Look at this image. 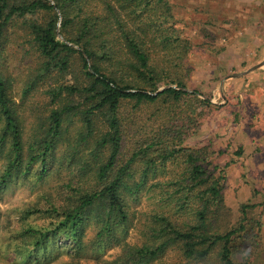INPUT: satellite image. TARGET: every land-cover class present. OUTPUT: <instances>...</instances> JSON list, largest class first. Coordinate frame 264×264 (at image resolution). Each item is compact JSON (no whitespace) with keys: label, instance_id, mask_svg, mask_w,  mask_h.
<instances>
[{"label":"trees","instance_id":"trees-1","mask_svg":"<svg viewBox=\"0 0 264 264\" xmlns=\"http://www.w3.org/2000/svg\"><path fill=\"white\" fill-rule=\"evenodd\" d=\"M173 1L0 0V60L5 33L16 22L22 44L36 55L23 79V99L49 82L27 134L25 104H17L0 71V149L7 148L0 191L20 177L40 183L51 171L73 179L61 187L63 204L45 194L43 202L15 211L19 221L40 214L49 221L30 230L32 247L20 264L56 258L58 238L75 255L91 244L119 243L112 264H169L159 258L171 246L185 264H236L249 230H260L247 206L234 228H215L228 212L223 178L186 145L213 107L186 85L191 45ZM205 34L201 47L213 48ZM169 169L166 179H156ZM142 191L153 206L140 213L144 239L123 243L121 232L132 222L128 198L138 201ZM89 227L94 237L86 239Z\"/></svg>","mask_w":264,"mask_h":264},{"label":"rangeland","instance_id":"rangeland-1","mask_svg":"<svg viewBox=\"0 0 264 264\" xmlns=\"http://www.w3.org/2000/svg\"><path fill=\"white\" fill-rule=\"evenodd\" d=\"M173 2L175 17L182 30V36L190 40L191 45V52L186 60L190 70L186 85L188 88L197 89L202 95L201 98L209 99L213 107L203 114L197 134L189 138L186 145L200 150L211 163L209 169L214 176L223 178L222 195L228 212L215 225V228L220 232L234 228L238 219L242 217L240 211L242 206L250 207L247 209L248 217L252 219V222L258 221L260 224V230L257 228L249 230L251 231L250 240L245 246L240 247L236 264H264V143L260 144L257 139L258 143L253 145L255 141L250 140V137H259L264 132V123L262 125L258 119L254 122L250 120L252 119L251 108L248 104H245L242 112L239 113L243 101L240 99L236 101L237 97L228 95V86L225 87L224 96L219 94L223 88L219 82L226 74L215 72L213 65L220 60L216 56V49L224 48L223 40L212 38L214 44L210 46L213 48H209L208 45L201 47L207 43L204 39L207 35L205 32L209 28L205 27L211 23H202L204 20L199 18H202L207 5L214 6L220 0H175ZM19 26V22L13 23L5 33L0 71L7 79H10L13 97L17 104L21 105L22 102L25 104L21 113L26 133L29 134V129L33 130L37 123L35 114L43 110L42 106L46 102L43 91L49 82H39L35 89L23 99V79L35 67L36 55L22 44V31ZM213 30L215 34H218L215 26ZM182 74L185 75L186 72L183 71ZM164 88L166 87L160 90ZM242 91L243 88L233 93L242 95ZM243 100L247 102V99ZM1 125L2 122H0ZM249 140L252 145L249 144ZM6 153L7 148L0 149V169ZM170 172L171 169L168 175L162 174L156 179H166ZM50 173L52 176L37 184L31 177L17 178L0 191V264H20L23 256H26L32 247L33 239L30 236L32 233L30 230L47 226L49 223L42 214L19 221V216L15 214L16 210L43 202L41 196L45 194H50L57 203H64L65 197L61 196V187L73 179L63 170ZM150 195L142 191L138 201L128 198L132 222L127 224L124 232L120 231L123 243L124 240L133 245L142 243L144 231L140 227V213H147L152 209ZM92 237H94V227L93 229L89 227L85 238ZM55 243L61 248V252L51 261L41 259V264H112L120 254L121 247L119 243L106 241L99 246L91 244L80 254L75 255L68 247V242L58 238ZM159 259L169 264H185L174 246L169 247ZM153 264H158L157 260Z\"/></svg>","mask_w":264,"mask_h":264},{"label":"crops","instance_id":"crops-1","mask_svg":"<svg viewBox=\"0 0 264 264\" xmlns=\"http://www.w3.org/2000/svg\"><path fill=\"white\" fill-rule=\"evenodd\" d=\"M217 3L214 6L207 5L199 19L204 20L202 23H211L208 31L212 38H221L225 44L224 48L216 49V56L220 60L213 65L215 72L226 74L219 82L220 86L223 85L219 94L224 96L225 87L228 86L227 94L237 97L236 101H243L239 113L248 104L251 108L250 120L254 122L258 119L263 125L264 0H220ZM214 26L218 34H215ZM241 88L242 95L233 93ZM243 99H247V102ZM250 138L255 141L253 145L258 143L257 139L263 144L264 132L259 137ZM250 140L249 144L252 145Z\"/></svg>","mask_w":264,"mask_h":264},{"label":"water","instance_id":"water-1","mask_svg":"<svg viewBox=\"0 0 264 264\" xmlns=\"http://www.w3.org/2000/svg\"><path fill=\"white\" fill-rule=\"evenodd\" d=\"M258 67H260V66H257L256 68H258ZM159 91H161V90H159Z\"/></svg>","mask_w":264,"mask_h":264}]
</instances>
